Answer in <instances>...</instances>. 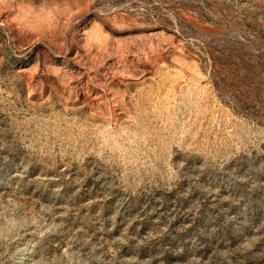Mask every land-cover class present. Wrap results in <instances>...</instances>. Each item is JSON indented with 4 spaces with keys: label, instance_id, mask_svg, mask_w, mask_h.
I'll list each match as a JSON object with an SVG mask.
<instances>
[{
    "label": "rangeland",
    "instance_id": "obj_1",
    "mask_svg": "<svg viewBox=\"0 0 264 264\" xmlns=\"http://www.w3.org/2000/svg\"><path fill=\"white\" fill-rule=\"evenodd\" d=\"M0 264H264V0H0Z\"/></svg>",
    "mask_w": 264,
    "mask_h": 264
}]
</instances>
